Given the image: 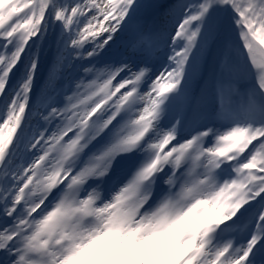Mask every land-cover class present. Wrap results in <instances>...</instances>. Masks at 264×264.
I'll return each instance as SVG.
<instances>
[{"label": "snow or ice", "instance_id": "obj_1", "mask_svg": "<svg viewBox=\"0 0 264 264\" xmlns=\"http://www.w3.org/2000/svg\"><path fill=\"white\" fill-rule=\"evenodd\" d=\"M0 264H264V0H0Z\"/></svg>", "mask_w": 264, "mask_h": 264}]
</instances>
